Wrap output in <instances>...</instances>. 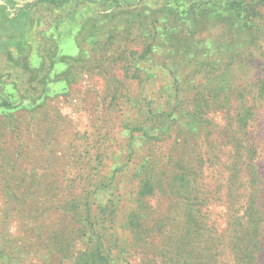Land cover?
Returning a JSON list of instances; mask_svg holds the SVG:
<instances>
[{
    "label": "rangeland",
    "instance_id": "374dc122",
    "mask_svg": "<svg viewBox=\"0 0 264 264\" xmlns=\"http://www.w3.org/2000/svg\"><path fill=\"white\" fill-rule=\"evenodd\" d=\"M225 1L0 0V264H75L85 242L76 231L85 222L84 197L89 194L96 206L103 202L105 191L97 190L101 197L92 200L90 192L105 185L110 190L113 174L125 181L120 216L136 208L130 189L134 168L152 154L163 164L176 147L166 140L154 152L152 142L139 136H157L151 113L156 105L151 104L158 105V97L170 92L174 68L182 66L185 74L192 70L185 67L193 41H234L232 56L252 55L250 63H236L235 57L233 66L226 65L235 90H251L264 76V0H232L251 3L245 14L256 11L262 36L256 49L247 45L240 18L219 15ZM208 57L209 62L217 58L215 53ZM6 102L13 109H4ZM206 111L211 124L202 133L176 126L178 136L194 140L187 144L191 167L199 173L198 189L227 196L209 210L221 235L232 201L227 166L238 148L227 141L226 115ZM159 136L173 135L163 131ZM247 136L242 145L258 167L264 209V100L255 107ZM128 143L135 157L128 158ZM206 154L214 170L200 163ZM8 188L28 191L17 204ZM172 199L162 192L152 197L153 214L167 217ZM42 235H56L59 247L42 244ZM152 252L128 248L124 259L126 264L148 258L162 264ZM262 257L264 264V252Z\"/></svg>",
    "mask_w": 264,
    "mask_h": 264
},
{
    "label": "trees",
    "instance_id": "16d2710c",
    "mask_svg": "<svg viewBox=\"0 0 264 264\" xmlns=\"http://www.w3.org/2000/svg\"><path fill=\"white\" fill-rule=\"evenodd\" d=\"M251 8V3L226 0L224 8L218 13L223 15L230 12L229 15L240 18L248 31L247 45L256 49L262 38L261 23L254 20L255 10L254 13L245 14ZM222 35L223 33L220 36ZM234 44V41L225 44L207 39L203 42L193 41V56L188 58L191 60L185 67L193 68L186 74L182 72V66L173 71L172 66L167 67L165 64V67L173 71V83L170 92L158 97V105L151 104L156 105L151 113L153 118L156 117L152 127H155L153 130H156L157 136L139 138L147 144L152 142L148 145L152 146L150 150L153 149L154 152V148L159 147V142L172 140L176 143V147L172 148L173 155L170 154L168 160L161 164V161L152 159V154L139 168H134L131 178L134 186L130 189L137 206L123 218L120 216V204L125 181L120 175L113 174L110 177V190L105 185L90 192L92 200L93 196L99 194L97 190L105 191L103 202L97 206L89 203V194L84 197L85 222L76 231L82 233L85 242L84 249L75 256V264H116L117 261L119 264H126L124 255L128 248L136 246H142L150 252L155 251L151 253L152 257L157 254L162 264H262L264 209L259 199L260 176L257 174L256 162L249 156L248 150L246 154L242 142L248 138L256 105L264 100V76L258 78L251 90L241 92L234 89V82L226 65L233 66L235 57L236 63H250L252 57L251 54L242 57V52L232 56ZM211 53H215L217 58L209 62L211 60L208 56ZM191 85L186 91L185 86ZM2 107L6 110L13 109L9 102ZM190 107L194 108L193 112H186ZM206 110L221 111L226 115L228 123L224 132L231 133V136H227V141L238 148L227 166L232 174L228 193L232 201L226 213L227 228L221 235L216 234V221L209 216V210L214 203L227 196L222 197L224 195L220 192L207 195L198 189L199 173L191 167L193 152L192 147L187 144L191 140L193 145L194 140L178 136L181 131L176 126L181 125L195 135L202 133L211 124ZM175 126L177 130L174 129ZM163 131H168L173 136H159ZM131 138L133 140L136 137L129 136V140ZM126 149L128 158L135 157L133 143H128ZM207 155L200 163L205 162L203 167H212L214 170L215 166L213 167L211 159H207ZM27 191L26 188H8V194L14 197L17 204L22 202V197H26ZM161 192L173 198L166 211L167 217L153 214V205L149 201L156 194L161 195ZM100 197L101 194L97 199ZM21 208L23 210L24 207ZM3 222L2 225H6V221ZM224 234L225 238H222ZM150 239L154 243H150ZM40 240L42 244L50 243L55 248L59 247L56 235H42ZM113 249L118 252L114 254ZM56 261L62 262L61 259ZM143 264L156 263L148 258Z\"/></svg>",
    "mask_w": 264,
    "mask_h": 264
}]
</instances>
